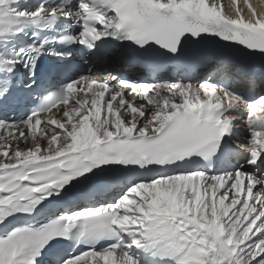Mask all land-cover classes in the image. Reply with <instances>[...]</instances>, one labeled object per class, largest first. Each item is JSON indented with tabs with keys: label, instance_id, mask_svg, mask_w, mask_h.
<instances>
[{
	"label": "snow or ice",
	"instance_id": "obj_1",
	"mask_svg": "<svg viewBox=\"0 0 264 264\" xmlns=\"http://www.w3.org/2000/svg\"><path fill=\"white\" fill-rule=\"evenodd\" d=\"M257 59L250 0H0V264H264Z\"/></svg>",
	"mask_w": 264,
	"mask_h": 264
},
{
	"label": "bare ground",
	"instance_id": "obj_2",
	"mask_svg": "<svg viewBox=\"0 0 264 264\" xmlns=\"http://www.w3.org/2000/svg\"><path fill=\"white\" fill-rule=\"evenodd\" d=\"M239 2V0H238ZM250 3L257 8V10L264 9V0H250Z\"/></svg>",
	"mask_w": 264,
	"mask_h": 264
}]
</instances>
